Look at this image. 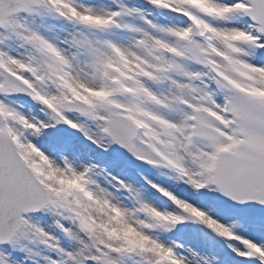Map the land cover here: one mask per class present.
<instances>
[{
	"label": "snow or ice",
	"instance_id": "6c2138e0",
	"mask_svg": "<svg viewBox=\"0 0 264 264\" xmlns=\"http://www.w3.org/2000/svg\"><path fill=\"white\" fill-rule=\"evenodd\" d=\"M0 264H264V0H0Z\"/></svg>",
	"mask_w": 264,
	"mask_h": 264
}]
</instances>
